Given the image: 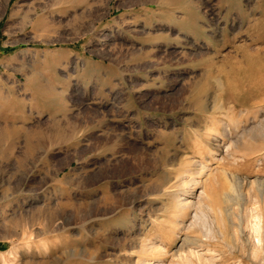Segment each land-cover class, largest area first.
<instances>
[{"label":"rangeland","instance_id":"374dc122","mask_svg":"<svg viewBox=\"0 0 264 264\" xmlns=\"http://www.w3.org/2000/svg\"><path fill=\"white\" fill-rule=\"evenodd\" d=\"M0 134V264H264V0H0Z\"/></svg>","mask_w":264,"mask_h":264},{"label":"bare ground","instance_id":"6f19581e","mask_svg":"<svg viewBox=\"0 0 264 264\" xmlns=\"http://www.w3.org/2000/svg\"><path fill=\"white\" fill-rule=\"evenodd\" d=\"M253 43V42H252ZM242 53H243V51H242ZM0 136H1V134H0ZM227 147V146H226ZM136 156V155H135ZM135 159H138V158H135ZM102 168V167H101ZM105 168V167H104ZM255 184V183H254ZM259 184V183H258ZM263 188V187H262ZM259 189V188H258ZM261 190V189H260ZM262 193V192H261ZM262 195H263V193H262ZM188 196V195H187ZM264 201V200H263ZM186 199H182L181 200V206L183 207L184 205H186ZM103 204H105V203H103ZM106 205V204H105ZM195 205H197V207L199 208V207H202L199 203H197L196 202V204ZM194 207H196V206H194ZM195 210H197V209H195ZM198 211V210H197ZM228 213V212H227ZM255 213V212H254ZM197 214V213H196ZM202 214V211H201V213H200V215ZM231 214H233V213H231ZM253 214V213H252ZM260 215V214H259ZM198 217V216H197ZM231 217V216H230ZM190 218V217H189ZM200 218V217H199ZM201 218H203V217H201ZM200 218V219H201ZM238 218V217H237ZM262 218V217H261ZM196 219H198V218H196ZM251 221L249 222V230H250V234H252L253 235V237H252V239L254 238V241H255V239H256V243L258 244L259 242H260V240L262 239L261 237H260V235H261V230H262V226H261V224L260 223H262L260 220H259V218L257 217V216H251ZM240 220V219H239ZM263 220V219H262ZM231 221V220H230ZM244 222V221H243ZM248 222V221H247ZM227 225V224H226ZM264 230V229H263ZM234 232V231H233ZM237 232V231H236ZM263 232V231H262ZM263 238H264V235H263ZM186 240V239H185ZM184 241V240H183ZM183 241H182V243H183ZM189 241V240H188ZM253 241V240H252ZM193 242V241H192ZM184 246L185 244H180L179 245V247H178V249H176V251H175V254H174V256H176L177 255V253H179V251L181 252L182 251V246ZM254 245V244H253ZM255 248H256V246H254V251H255ZM186 249V248H185ZM257 254V253H256ZM193 256H197V255H195L192 251H187V253H184V255L182 254V252H181V254H179L178 255V257L176 258V259H178V261L179 260H181V261H183L185 264H191V261L190 260H193L191 257H193ZM188 257H190V258H188ZM194 258V257H193ZM202 258V257H201ZM200 257H198L197 256V260L199 261V263L200 264H212L210 261L208 262V259H206L207 261H205L204 259H201ZM180 261V262H181ZM183 262H181V263H183ZM193 262V261H192ZM178 263V262H177ZM180 263V264H181Z\"/></svg>","mask_w":264,"mask_h":264}]
</instances>
